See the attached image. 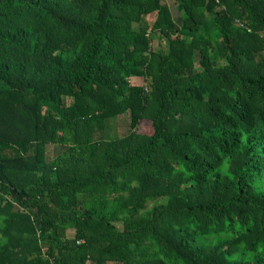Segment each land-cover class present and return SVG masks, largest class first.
Listing matches in <instances>:
<instances>
[{
  "label": "trees",
  "instance_id": "16d2710c",
  "mask_svg": "<svg viewBox=\"0 0 264 264\" xmlns=\"http://www.w3.org/2000/svg\"><path fill=\"white\" fill-rule=\"evenodd\" d=\"M174 1L0 0V264H264V0Z\"/></svg>",
  "mask_w": 264,
  "mask_h": 264
},
{
  "label": "rangeland",
  "instance_id": "374dc122",
  "mask_svg": "<svg viewBox=\"0 0 264 264\" xmlns=\"http://www.w3.org/2000/svg\"><path fill=\"white\" fill-rule=\"evenodd\" d=\"M163 3L168 4L169 6H171L172 8L174 7L175 1L174 0H162ZM154 20V16L150 17V23H152ZM158 46V41H153V47H157ZM161 48L164 47V41H161L160 44ZM134 82L139 83V81H137L136 79H134ZM112 127L114 129V131L118 134L121 135L125 132L128 131L129 128V120H128V116L126 114L119 116L113 123H112ZM140 132H145V133H150L151 132V126L149 123L145 122L141 125V128L139 129ZM65 146H63L62 144H55V145H48L47 147V160H52L54 157H56L57 155H59L62 151L65 150ZM112 264V263H109Z\"/></svg>",
  "mask_w": 264,
  "mask_h": 264
},
{
  "label": "crops",
  "instance_id": "0c3cea01",
  "mask_svg": "<svg viewBox=\"0 0 264 264\" xmlns=\"http://www.w3.org/2000/svg\"><path fill=\"white\" fill-rule=\"evenodd\" d=\"M68 236H70V237L73 236V231H72L71 229L68 230ZM109 263H111V262H109ZM109 263H108V264H109Z\"/></svg>",
  "mask_w": 264,
  "mask_h": 264
}]
</instances>
